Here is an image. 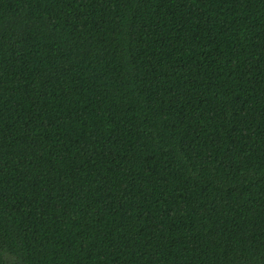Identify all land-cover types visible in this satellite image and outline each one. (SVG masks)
<instances>
[{
    "label": "trees",
    "instance_id": "16d2710c",
    "mask_svg": "<svg viewBox=\"0 0 264 264\" xmlns=\"http://www.w3.org/2000/svg\"><path fill=\"white\" fill-rule=\"evenodd\" d=\"M0 264H264V0H0Z\"/></svg>",
    "mask_w": 264,
    "mask_h": 264
}]
</instances>
